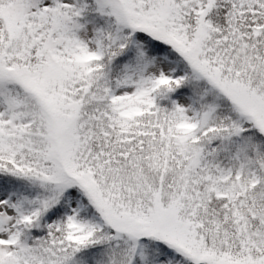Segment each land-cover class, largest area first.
I'll return each instance as SVG.
<instances>
[{
    "label": "snow or ice",
    "instance_id": "6c2138e0",
    "mask_svg": "<svg viewBox=\"0 0 264 264\" xmlns=\"http://www.w3.org/2000/svg\"><path fill=\"white\" fill-rule=\"evenodd\" d=\"M0 264H264V0H0Z\"/></svg>",
    "mask_w": 264,
    "mask_h": 264
}]
</instances>
